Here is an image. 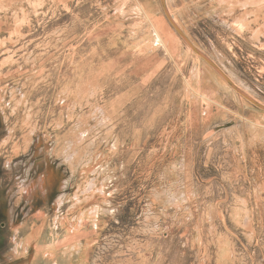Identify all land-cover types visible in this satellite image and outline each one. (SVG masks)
Returning a JSON list of instances; mask_svg holds the SVG:
<instances>
[{
    "label": "rangeland",
    "instance_id": "rangeland-1",
    "mask_svg": "<svg viewBox=\"0 0 264 264\" xmlns=\"http://www.w3.org/2000/svg\"><path fill=\"white\" fill-rule=\"evenodd\" d=\"M0 264H264V0H0Z\"/></svg>",
    "mask_w": 264,
    "mask_h": 264
},
{
    "label": "bare ground",
    "instance_id": "bare-ground-1",
    "mask_svg": "<svg viewBox=\"0 0 264 264\" xmlns=\"http://www.w3.org/2000/svg\"><path fill=\"white\" fill-rule=\"evenodd\" d=\"M249 3H250V5H251V3L253 4H255L256 2L255 1H247V2H245V4H246V6L247 5H249ZM165 4V3H164ZM166 8V7H165ZM168 13V12H167ZM169 17V16H168ZM171 17V16H170ZM149 20V19H148ZM172 22V21H171ZM182 33V32H181ZM184 36V35H183ZM197 50V49H196ZM200 53V52H199ZM208 60V59H207ZM210 63H211V61H209ZM213 64V63H212ZM226 77V76H225ZM227 78V77H226ZM229 80V79H228ZM249 99V98H248ZM252 101V100H251Z\"/></svg>",
    "mask_w": 264,
    "mask_h": 264
}]
</instances>
